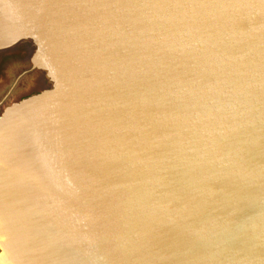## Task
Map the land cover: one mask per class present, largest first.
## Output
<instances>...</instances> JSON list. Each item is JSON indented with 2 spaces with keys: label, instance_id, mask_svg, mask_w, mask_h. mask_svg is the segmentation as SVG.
Wrapping results in <instances>:
<instances>
[{
  "label": "water",
  "instance_id": "obj_1",
  "mask_svg": "<svg viewBox=\"0 0 264 264\" xmlns=\"http://www.w3.org/2000/svg\"><path fill=\"white\" fill-rule=\"evenodd\" d=\"M0 264H264V0H0Z\"/></svg>",
  "mask_w": 264,
  "mask_h": 264
},
{
  "label": "rangeland",
  "instance_id": "obj_2",
  "mask_svg": "<svg viewBox=\"0 0 264 264\" xmlns=\"http://www.w3.org/2000/svg\"><path fill=\"white\" fill-rule=\"evenodd\" d=\"M47 86V78L41 70L30 68L29 58L9 67L8 78L0 86V112L4 106L22 99Z\"/></svg>",
  "mask_w": 264,
  "mask_h": 264
},
{
  "label": "bare ground",
  "instance_id": "obj_3",
  "mask_svg": "<svg viewBox=\"0 0 264 264\" xmlns=\"http://www.w3.org/2000/svg\"><path fill=\"white\" fill-rule=\"evenodd\" d=\"M47 86H49V85L47 84ZM47 86H46V87H47Z\"/></svg>",
  "mask_w": 264,
  "mask_h": 264
}]
</instances>
